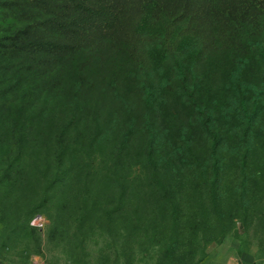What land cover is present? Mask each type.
<instances>
[{"label":"rangeland","instance_id":"obj_1","mask_svg":"<svg viewBox=\"0 0 264 264\" xmlns=\"http://www.w3.org/2000/svg\"><path fill=\"white\" fill-rule=\"evenodd\" d=\"M110 5L71 75L0 65V264H264V0Z\"/></svg>","mask_w":264,"mask_h":264},{"label":"trees","instance_id":"obj_2","mask_svg":"<svg viewBox=\"0 0 264 264\" xmlns=\"http://www.w3.org/2000/svg\"><path fill=\"white\" fill-rule=\"evenodd\" d=\"M113 2L114 0H0V65L3 61H12L14 66L11 68V75L19 77L12 80L10 86L18 83L19 87H23L26 81L42 80L54 71L61 70L62 74L67 71L71 75V71H75L79 63L80 55L85 54L86 50L99 54L102 45L108 43L105 37L114 38L113 35L116 36L119 29L121 15L113 10L110 5ZM12 14L16 17H12ZM247 32L250 35V28ZM99 33L102 45L100 40L94 46L87 45L88 38L98 36ZM169 35L168 28L165 43L161 47L167 58L176 64L183 89L209 127L210 115L190 84L191 75L196 72L194 66L198 68L196 61L191 71L187 70L175 44L169 42ZM116 45L121 48L125 41L116 42ZM135 48L136 44L133 45V49ZM11 55L14 60L10 58ZM136 55L137 49L129 58L134 64L137 61ZM76 79L71 78V87ZM143 89L148 90L146 82ZM214 158L218 164V158ZM218 178L219 174L215 172V185L218 184Z\"/></svg>","mask_w":264,"mask_h":264}]
</instances>
